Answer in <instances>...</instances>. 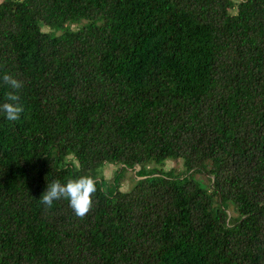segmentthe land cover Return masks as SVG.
Here are the masks:
<instances>
[{"label": "trees", "instance_id": "1", "mask_svg": "<svg viewBox=\"0 0 264 264\" xmlns=\"http://www.w3.org/2000/svg\"><path fill=\"white\" fill-rule=\"evenodd\" d=\"M4 73L0 264H264V0H3ZM81 176L84 218L39 202Z\"/></svg>", "mask_w": 264, "mask_h": 264}, {"label": "clouds", "instance_id": "2", "mask_svg": "<svg viewBox=\"0 0 264 264\" xmlns=\"http://www.w3.org/2000/svg\"><path fill=\"white\" fill-rule=\"evenodd\" d=\"M0 82L7 88L3 102H0V114H3L6 120L15 122L25 111L24 105L20 102V91L25 86L24 81L15 78L12 74L4 73L0 75ZM96 191V182L91 176L68 178L64 183L54 180L47 185L39 202L51 208L54 201L65 199L69 202L74 214L82 219L90 212L93 203L92 196Z\"/></svg>", "mask_w": 264, "mask_h": 264}, {"label": "rangeland", "instance_id": "3", "mask_svg": "<svg viewBox=\"0 0 264 264\" xmlns=\"http://www.w3.org/2000/svg\"><path fill=\"white\" fill-rule=\"evenodd\" d=\"M3 0H0V3ZM240 1V0H238ZM76 27V26H74ZM45 31H48V28H44ZM122 169L121 166H117V165H107V167H105L104 169V177L106 178V181L108 183V185L113 181L114 175L116 174V172L118 170ZM140 169V167H137L135 169V171H138ZM166 169L167 170H171L173 169V171L176 174H183L185 173V167L183 164V161L178 160V161H168L166 163ZM124 171V177L121 178L122 180V190L123 191H127L130 188H132L135 183L137 182L136 179H139L138 176L135 177V171L131 170V169H125ZM136 178V179H135ZM195 178L200 181L199 183L204 187V188H208L209 187V180L202 174H199L198 176H195Z\"/></svg>", "mask_w": 264, "mask_h": 264}]
</instances>
